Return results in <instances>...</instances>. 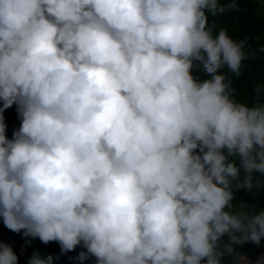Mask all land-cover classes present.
<instances>
[{
  "label": "clouds",
  "instance_id": "9594fccd",
  "mask_svg": "<svg viewBox=\"0 0 264 264\" xmlns=\"http://www.w3.org/2000/svg\"><path fill=\"white\" fill-rule=\"evenodd\" d=\"M236 8L0 0L3 224L62 253L82 245L77 258L96 264H224L234 245L259 244L264 209L234 211L233 181L264 188V83L251 105L235 98L221 69L238 77L255 52L209 25ZM0 264H18L3 242Z\"/></svg>",
  "mask_w": 264,
  "mask_h": 264
},
{
  "label": "trees",
  "instance_id": "16d2710c",
  "mask_svg": "<svg viewBox=\"0 0 264 264\" xmlns=\"http://www.w3.org/2000/svg\"><path fill=\"white\" fill-rule=\"evenodd\" d=\"M224 0H221L223 3ZM264 1L260 4L255 0H237V8L231 11H226L217 16L209 14V25H214L215 32L218 34L220 29H227L229 35L236 40L248 38L247 49L255 52V57L243 61L241 73L237 77L231 73L227 68L221 69V73H227L232 80V87L235 89V98L238 101L251 105L255 102V86L264 83V52L260 51L264 48ZM195 75L205 78L198 70L194 72ZM261 99H264L262 97ZM4 122L7 125L6 135L9 139L12 138L13 132L19 129L21 119L17 112V106L6 109L3 113ZM198 151V150H197ZM239 166V159H236ZM244 171L240 170V180L242 181ZM254 175H259L254 173ZM236 181H233V188L235 197L233 200V210H241V203L244 204L248 210L258 212L264 209V188L249 191L244 188L235 189ZM255 205V208L252 206ZM247 210V209H244ZM0 242L8 244L18 257V264H29V261L34 254H38L40 258L47 259L51 257V264H96V258L89 256L86 260H79L78 254L85 251L82 245H78L75 250L65 253L61 252L59 242H49L44 244L39 238L26 237L23 231L20 233L9 230L0 219ZM223 242H228V237H223ZM264 244V239L259 244L251 241L243 244L234 245L235 255L225 256L224 264H232L242 253L249 249L259 248Z\"/></svg>",
  "mask_w": 264,
  "mask_h": 264
},
{
  "label": "built area",
  "instance_id": "2783aa9c",
  "mask_svg": "<svg viewBox=\"0 0 264 264\" xmlns=\"http://www.w3.org/2000/svg\"><path fill=\"white\" fill-rule=\"evenodd\" d=\"M263 0H255L256 3H261ZM256 249H249L248 251L242 253L239 257H243L244 260H240L239 257L232 262V264H252L253 262V256Z\"/></svg>",
  "mask_w": 264,
  "mask_h": 264
},
{
  "label": "water",
  "instance_id": "95a60500",
  "mask_svg": "<svg viewBox=\"0 0 264 264\" xmlns=\"http://www.w3.org/2000/svg\"><path fill=\"white\" fill-rule=\"evenodd\" d=\"M258 261L264 264V244L255 251L252 264H257Z\"/></svg>",
  "mask_w": 264,
  "mask_h": 264
},
{
  "label": "rangeland",
  "instance_id": "374dc122",
  "mask_svg": "<svg viewBox=\"0 0 264 264\" xmlns=\"http://www.w3.org/2000/svg\"><path fill=\"white\" fill-rule=\"evenodd\" d=\"M264 11L263 10H261L259 13L261 14V13H263ZM264 14V13H263Z\"/></svg>",
  "mask_w": 264,
  "mask_h": 264
},
{
  "label": "crops",
  "instance_id": "0c3cea01",
  "mask_svg": "<svg viewBox=\"0 0 264 264\" xmlns=\"http://www.w3.org/2000/svg\"><path fill=\"white\" fill-rule=\"evenodd\" d=\"M259 11H260V9H259Z\"/></svg>",
  "mask_w": 264,
  "mask_h": 264
}]
</instances>
